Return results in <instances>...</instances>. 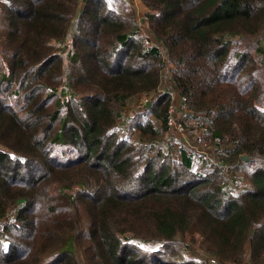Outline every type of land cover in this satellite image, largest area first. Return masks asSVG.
I'll use <instances>...</instances> for the list:
<instances>
[{"label": "trees", "instance_id": "16d2710c", "mask_svg": "<svg viewBox=\"0 0 264 264\" xmlns=\"http://www.w3.org/2000/svg\"><path fill=\"white\" fill-rule=\"evenodd\" d=\"M140 1L0 0V264H264V0Z\"/></svg>", "mask_w": 264, "mask_h": 264}, {"label": "rangeland", "instance_id": "374dc122", "mask_svg": "<svg viewBox=\"0 0 264 264\" xmlns=\"http://www.w3.org/2000/svg\"><path fill=\"white\" fill-rule=\"evenodd\" d=\"M128 3L130 5L131 10L134 13L136 21L139 24V28H140L139 36L143 37V40H144V38L148 37V35L146 34L147 29L145 26L147 10L145 9V7L143 6L140 0H128ZM164 58H165V55H164ZM167 77L168 75L167 73H165L164 80H166ZM178 99L179 98L177 99L175 98L174 105L177 106L179 109ZM139 102L140 104L138 105ZM147 103L151 104V100L139 101L137 98L133 99L132 103L124 110V115H123L124 118L125 119L131 118L132 116H134L136 112L144 111L147 107L146 106ZM182 118H183V114L181 110L173 114V117L171 118L172 126L169 129V132L164 135L163 140L166 141V140L171 139L174 143L173 145L175 146L176 151L179 147H184L188 150V153L195 155V156L205 157L204 159L209 160V161L211 160V162H213L214 155H215L214 151L209 148H206L205 146L201 148L196 145L194 139L196 137L198 138V136L200 135L199 132L195 133L196 129H192V131H190L191 129H189L188 125H185L183 123ZM178 120L180 121V123L178 122ZM226 170L227 168H225V171ZM228 174L230 175V173ZM229 179L230 180L232 179L231 175L229 176ZM8 220L9 219L6 218L5 221L7 222Z\"/></svg>", "mask_w": 264, "mask_h": 264}, {"label": "built area", "instance_id": "2783aa9c", "mask_svg": "<svg viewBox=\"0 0 264 264\" xmlns=\"http://www.w3.org/2000/svg\"><path fill=\"white\" fill-rule=\"evenodd\" d=\"M144 43L148 46V45H151L152 44V42H151V40H149V36L147 37V38H144ZM170 112H172V111H170ZM168 126L171 128V126H172V119H170L169 121H168ZM2 229V223H0V230Z\"/></svg>", "mask_w": 264, "mask_h": 264}, {"label": "water", "instance_id": "95a60500", "mask_svg": "<svg viewBox=\"0 0 264 264\" xmlns=\"http://www.w3.org/2000/svg\"><path fill=\"white\" fill-rule=\"evenodd\" d=\"M87 0H81V3H85ZM150 104L149 103H147L146 104V106L148 107ZM243 159L246 161L247 160V158H245V157H243Z\"/></svg>", "mask_w": 264, "mask_h": 264}, {"label": "crops", "instance_id": "0c3cea01", "mask_svg": "<svg viewBox=\"0 0 264 264\" xmlns=\"http://www.w3.org/2000/svg\"><path fill=\"white\" fill-rule=\"evenodd\" d=\"M175 98L177 99V98H179L178 96H174V101H175ZM180 101V98L178 99V102ZM140 104V102L138 103V105Z\"/></svg>", "mask_w": 264, "mask_h": 264}]
</instances>
